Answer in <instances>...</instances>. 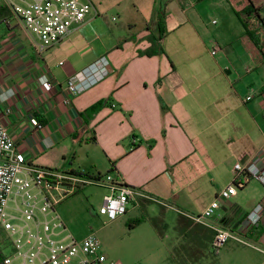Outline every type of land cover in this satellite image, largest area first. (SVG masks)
<instances>
[{
  "label": "crops",
  "instance_id": "1",
  "mask_svg": "<svg viewBox=\"0 0 264 264\" xmlns=\"http://www.w3.org/2000/svg\"><path fill=\"white\" fill-rule=\"evenodd\" d=\"M80 1L94 7L85 22L42 54L11 12L0 17L2 124L33 166L112 174L144 193L125 218L147 205L175 213L190 234L185 264H208L220 252L210 253L203 236L213 230L191 217L220 197L237 163L264 165V0ZM152 39L163 53L140 55L155 52ZM102 56L110 75L68 96L70 77ZM263 200L253 181L208 222L241 235ZM244 237V246H264V220Z\"/></svg>",
  "mask_w": 264,
  "mask_h": 264
},
{
  "label": "built area",
  "instance_id": "2",
  "mask_svg": "<svg viewBox=\"0 0 264 264\" xmlns=\"http://www.w3.org/2000/svg\"><path fill=\"white\" fill-rule=\"evenodd\" d=\"M0 3L20 21L40 54L60 44L74 27L85 22L94 9L90 1L80 0H0ZM218 50L216 47L211 54L215 55ZM109 75V61L102 56L70 77L64 91L75 98ZM47 88H52V85L48 83ZM251 99L248 96L244 102ZM32 126L42 128L37 119L32 120ZM258 163H237L232 181L220 197L212 201L201 216L191 217L214 231V253H218L229 241L249 245L244 236L264 220L263 200L247 215L241 235L208 222L220 209V201L230 199L239 189L253 181L264 189V165ZM89 186L107 190L98 214L109 223L126 216L138 198H147L141 191L127 186L120 176L66 173L27 163L0 119V264H122L104 253L95 233L82 239L68 234L57 214L61 203ZM32 189L40 193L41 206L33 203L38 193L31 197L28 191ZM11 203H14L13 213L10 212Z\"/></svg>",
  "mask_w": 264,
  "mask_h": 264
},
{
  "label": "rangeland",
  "instance_id": "3",
  "mask_svg": "<svg viewBox=\"0 0 264 264\" xmlns=\"http://www.w3.org/2000/svg\"><path fill=\"white\" fill-rule=\"evenodd\" d=\"M35 191L37 195L38 191ZM105 194V189L89 186L57 207V214L68 234L82 239L95 233L104 253L122 264H177L172 255L174 246L180 244L175 213L147 205L134 210L126 218L109 223L98 214ZM32 201L41 206L40 193ZM131 218H137L140 223L134 226L129 221L133 220ZM158 223L160 227H156ZM162 227H166L164 232ZM207 263L264 264V246L255 242L244 246L229 241L218 255L209 254Z\"/></svg>",
  "mask_w": 264,
  "mask_h": 264
},
{
  "label": "trees",
  "instance_id": "4",
  "mask_svg": "<svg viewBox=\"0 0 264 264\" xmlns=\"http://www.w3.org/2000/svg\"><path fill=\"white\" fill-rule=\"evenodd\" d=\"M10 11L8 9H6L5 7L3 6H0V17L2 16H5L7 14H9ZM160 42L161 40L160 39H152V50L155 52L154 53H151L150 51H146V52H140V55L142 56H153V55H157V54H161L163 53V49L162 47L160 46ZM108 104V101H103V102H99L97 104H95L94 106H92L90 109H88L85 113H92V114H96L98 111H100L103 107H105L106 105ZM140 222L139 221H136V224H139ZM156 227H160L159 226V223ZM164 229H166V227H162V230L163 231ZM177 231H178V234L180 236V239H182L181 241V244H180V250L179 249H175L173 251V261L176 262L177 264H185V242L187 240V238L190 237V234H187V231H188V227H176ZM207 234L203 235L204 238H207L209 242V251L210 253H212V242L214 240V237H215V233L214 231H210V230H207ZM164 232V231H163ZM210 233H211V237H210ZM190 256L191 254L188 253Z\"/></svg>",
  "mask_w": 264,
  "mask_h": 264
}]
</instances>
